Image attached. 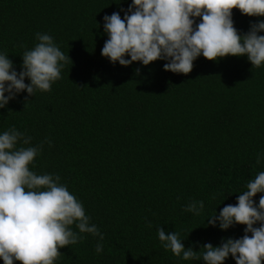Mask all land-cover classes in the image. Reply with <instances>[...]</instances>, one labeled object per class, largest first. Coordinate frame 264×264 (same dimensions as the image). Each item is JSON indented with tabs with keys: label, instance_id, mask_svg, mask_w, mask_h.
Returning a JSON list of instances; mask_svg holds the SVG:
<instances>
[{
	"label": "trees",
	"instance_id": "trees-1",
	"mask_svg": "<svg viewBox=\"0 0 264 264\" xmlns=\"http://www.w3.org/2000/svg\"><path fill=\"white\" fill-rule=\"evenodd\" d=\"M131 3L0 0V53L17 72L38 32L72 60L51 91L24 90L0 108V134L15 127L32 146L51 141L30 170L59 175L104 236L101 253L99 237L83 233L81 242L59 249L55 264H205L165 250L157 228L176 231L185 248L198 252L206 243L241 238L246 225L223 230L218 221L208 224L209 216L235 205L264 171V65L252 68L247 55H200L188 74L164 70L168 61L161 59L113 64L101 54L108 39L103 17L123 18ZM232 19L245 34L264 16L234 8ZM261 195L253 197L257 204ZM193 200L204 202L199 215L184 211ZM224 264L236 260L229 254Z\"/></svg>",
	"mask_w": 264,
	"mask_h": 264
},
{
	"label": "clouds",
	"instance_id": "clouds-1",
	"mask_svg": "<svg viewBox=\"0 0 264 264\" xmlns=\"http://www.w3.org/2000/svg\"><path fill=\"white\" fill-rule=\"evenodd\" d=\"M234 8L245 15L264 16V0H132L127 10L121 9L123 18L119 12L103 17L108 39L101 54L123 66L134 61L146 66L166 60L164 70L182 74L192 71L200 55L209 60L247 55L252 68H259L264 65V35L258 34L264 32V20L251 23L249 31L240 34L232 19ZM36 39L38 43L23 53L19 72L8 55L0 53V108L24 90L29 96L37 90L51 91L71 60L51 35L38 32ZM25 78L30 83H25ZM31 140L15 127L0 134V258L4 264H55L61 255L59 249L81 242L83 233L99 237L95 251L101 253L103 234L90 223L82 202L60 183V176L30 170L43 144L51 145V141H44L32 146ZM241 192L235 205L224 206L208 219L212 226L218 221L223 230L234 224L246 225L241 238H222L215 247L206 243L198 252L185 248L176 231L166 233L158 227L163 248L184 260L203 259L205 264H224L229 254L236 264H264V195L258 204L253 199L257 193H264V171ZM203 208V201L193 200L184 211L199 215ZM258 222L260 226L254 227Z\"/></svg>",
	"mask_w": 264,
	"mask_h": 264
}]
</instances>
